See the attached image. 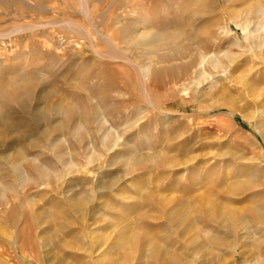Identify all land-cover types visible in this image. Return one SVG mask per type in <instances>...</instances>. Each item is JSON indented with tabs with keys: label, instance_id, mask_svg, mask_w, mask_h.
I'll use <instances>...</instances> for the list:
<instances>
[{
	"label": "rangeland",
	"instance_id": "374dc122",
	"mask_svg": "<svg viewBox=\"0 0 264 264\" xmlns=\"http://www.w3.org/2000/svg\"><path fill=\"white\" fill-rule=\"evenodd\" d=\"M263 25L264 0H0V264H264Z\"/></svg>",
	"mask_w": 264,
	"mask_h": 264
},
{
	"label": "bare ground",
	"instance_id": "6f19581e",
	"mask_svg": "<svg viewBox=\"0 0 264 264\" xmlns=\"http://www.w3.org/2000/svg\"><path fill=\"white\" fill-rule=\"evenodd\" d=\"M201 58H203V55H202ZM201 62H202V59L199 60L198 65H201ZM242 115L245 116V117H248L247 114H242ZM260 116H261L260 113L259 114L257 113V115L255 117L253 116L255 118L254 119L255 122L253 124V128L256 131V133L261 137V139L264 141V119L262 117H260ZM103 139H104V136L102 137V142H103ZM170 160H171V158H168V157L167 158H164V163H167L168 164V162ZM153 162H154V160H153ZM113 183L114 182H110V184H113ZM95 185L99 189L100 188H103L102 184L99 185L98 183H96ZM227 192L229 193V195L235 196V195H239L242 192V190L239 189L237 186H234V187L230 188ZM230 197L231 196H229L228 199H227L229 202L231 201V198ZM95 214H96V212H95ZM92 216H95V215H92ZM185 220H187V219H185ZM238 220L239 221H238V223L236 225H231V226H228V227L231 228V229H233L234 232H236L237 231V228H238L240 231L242 230V231L245 232V234H247L246 237L253 238V236L255 234V228H257V225L256 224H253L249 220L248 214L246 212H244L242 216L241 215H238ZM234 221H236V220H234ZM226 225H229V223L226 224ZM245 234H244L243 237H245ZM90 238H91L90 239L91 240L90 241L91 247L93 248L96 245V248H95V250L92 251V253H94V256L97 255L96 257L99 258V259H101V257H103L105 255V253L103 252L102 246H104V245L107 246V245H110L111 243L105 244L104 242H106V241L105 240L104 241H101V240H99L98 237H96V238L90 237ZM139 247L141 248L140 249L141 250L140 251V254H141L140 257L142 258V260L147 259L149 256L156 254V248H155L154 242L152 240H147L145 243L140 244ZM136 248H137V246H136ZM136 248H132V247H129V248H127V247H121V248H119L120 250H118V255L119 256H122V258H123L122 259V264H130L133 260L137 259V256L135 254H133V252H134V250ZM211 252H212L211 254H215L214 251H211ZM214 259L217 260V257H215ZM107 260L100 261V264H106Z\"/></svg>",
	"mask_w": 264,
	"mask_h": 264
}]
</instances>
